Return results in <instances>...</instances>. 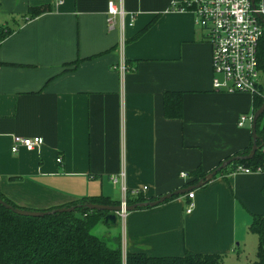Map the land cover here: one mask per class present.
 <instances>
[{
  "label": "crops",
  "instance_id": "crops-1",
  "mask_svg": "<svg viewBox=\"0 0 264 264\" xmlns=\"http://www.w3.org/2000/svg\"><path fill=\"white\" fill-rule=\"evenodd\" d=\"M118 1L0 0V27L12 31L0 42V193L18 209L47 212L87 199L118 206L110 176L121 169L130 200L143 188L155 200L251 145L250 124L237 123L252 114L253 96L211 89V48L192 15L169 11L171 0H121L120 49L118 20L107 25V3ZM40 6L50 10L25 21ZM13 137L42 144L11 153ZM262 152L260 172H224L190 200L127 212L119 233L117 220L96 226L107 228L105 240L120 239L122 264L129 253L185 252L251 264L257 238L249 225L264 215Z\"/></svg>",
  "mask_w": 264,
  "mask_h": 264
},
{
  "label": "trees",
  "instance_id": "trees-1",
  "mask_svg": "<svg viewBox=\"0 0 264 264\" xmlns=\"http://www.w3.org/2000/svg\"><path fill=\"white\" fill-rule=\"evenodd\" d=\"M257 0L254 1L256 5ZM47 6L30 8L25 21L36 18L49 11ZM12 33L9 28L0 27V42ZM257 62L260 72H264V30L257 46ZM264 103V91L253 96L254 113ZM181 101H178L172 111L171 118H180ZM257 151L250 160L234 162L217 173L232 172L242 166L252 171L262 169L264 147V114L257 120L256 127ZM251 145L236 154L246 156ZM206 176L197 169L189 186L197 184ZM192 192V191H191ZM190 193V192H188ZM134 200L126 195L127 206L150 202L139 192ZM0 200L15 207L0 193ZM84 204L108 205L97 199H87L75 202L70 206L78 207ZM142 209V208H138ZM51 211V210H49ZM105 213L76 209L73 213H54L40 218L18 216L0 206V264H122L121 241L119 238L100 239L92 233L93 228L103 223ZM249 233L257 238L255 260L251 264H264V215L255 216L249 225ZM125 264H223L219 255H200L185 252L181 257L157 258L143 254L129 253Z\"/></svg>",
  "mask_w": 264,
  "mask_h": 264
},
{
  "label": "built area",
  "instance_id": "built-area-1",
  "mask_svg": "<svg viewBox=\"0 0 264 264\" xmlns=\"http://www.w3.org/2000/svg\"><path fill=\"white\" fill-rule=\"evenodd\" d=\"M117 4L107 3V25L111 30L114 28L115 18L118 20L119 48L122 49L125 42L123 28L126 14L122 9L121 0ZM169 11L192 15L194 23L202 31L204 40L211 48V89L214 92L251 96L260 93L257 46L264 30L263 7L252 6L250 0H171ZM129 26H131V22ZM117 67L121 74L127 70L123 60H120ZM252 114L241 116L237 125L242 127L246 122L251 124ZM12 142L11 153L17 152L18 148L34 151L42 144L39 137H13ZM56 162L60 163V158H57ZM260 171V169L252 171L238 166L231 174L248 175ZM186 175L181 173L180 177L186 178ZM124 181V169H121L118 174L110 176V182L117 185L120 190L119 206H121V211L116 213V220L121 222L123 228L127 216L125 211L127 188ZM144 190L145 188L134 190L132 194L137 195ZM186 197L189 200L192 199L193 193H187ZM191 208L192 205L187 204L185 213L189 214Z\"/></svg>",
  "mask_w": 264,
  "mask_h": 264
},
{
  "label": "water",
  "instance_id": "water-1",
  "mask_svg": "<svg viewBox=\"0 0 264 264\" xmlns=\"http://www.w3.org/2000/svg\"><path fill=\"white\" fill-rule=\"evenodd\" d=\"M250 1H251L252 6H255L254 5L255 0H250ZM263 114H264V103L260 106L259 109H257L252 114V121L250 124V136H251L252 146L246 156H234L228 160H225L215 170L207 174L203 180L199 181L196 185L192 187L177 190L175 192L158 197L157 199L150 201V202L140 203L138 205L126 206L125 211L131 212V211L137 210L138 208L156 207L162 204L163 202H165L166 200L171 199L172 197L183 196L187 194L188 192H191L209 183L217 175L218 172L225 169L232 163L238 162V161L250 160L254 156L255 152L257 151L256 133H255L256 122ZM0 206L5 208L6 210H9L15 215L24 216V217H34V218L44 217L47 215L54 214L56 212L57 213H73L75 212L76 209H80V208L86 209L89 211H98V212L105 213V216L103 217V224L107 227H114L116 225V213L121 211V206L119 205L118 206H104V205H98V204H84L82 206H78L77 208L76 207L59 208V209H54V210L47 211V212H30V211L21 210L18 208H13L1 200H0Z\"/></svg>",
  "mask_w": 264,
  "mask_h": 264
},
{
  "label": "rangeland",
  "instance_id": "rangeland-1",
  "mask_svg": "<svg viewBox=\"0 0 264 264\" xmlns=\"http://www.w3.org/2000/svg\"><path fill=\"white\" fill-rule=\"evenodd\" d=\"M259 82L261 83L262 87L264 88V72H261L259 74ZM118 190H119V188H118ZM101 226L102 225H98V226L94 227L92 231H93L95 236L99 237L100 239H104L103 237L106 235L105 230H107V228L103 227L104 225L102 227ZM120 228L124 229L121 222L118 221L117 226L114 229L117 231V233H119ZM255 251H256V249H255Z\"/></svg>",
  "mask_w": 264,
  "mask_h": 264
}]
</instances>
